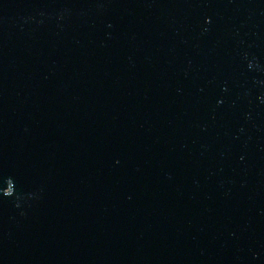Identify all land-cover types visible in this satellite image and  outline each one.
Listing matches in <instances>:
<instances>
[{
	"label": "water",
	"instance_id": "95a60500",
	"mask_svg": "<svg viewBox=\"0 0 264 264\" xmlns=\"http://www.w3.org/2000/svg\"><path fill=\"white\" fill-rule=\"evenodd\" d=\"M0 264H264V0H0Z\"/></svg>",
	"mask_w": 264,
	"mask_h": 264
}]
</instances>
